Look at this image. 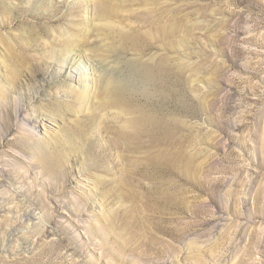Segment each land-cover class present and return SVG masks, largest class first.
Here are the masks:
<instances>
[{
  "label": "rangeland",
  "instance_id": "rangeland-1",
  "mask_svg": "<svg viewBox=\"0 0 264 264\" xmlns=\"http://www.w3.org/2000/svg\"><path fill=\"white\" fill-rule=\"evenodd\" d=\"M0 264H264V0H0Z\"/></svg>",
  "mask_w": 264,
  "mask_h": 264
},
{
  "label": "bare ground",
  "instance_id": "bare-ground-1",
  "mask_svg": "<svg viewBox=\"0 0 264 264\" xmlns=\"http://www.w3.org/2000/svg\"><path fill=\"white\" fill-rule=\"evenodd\" d=\"M107 9L104 7L102 8V11L105 12V10L107 11ZM71 43H72L71 41L67 42L66 45L68 46ZM139 73L142 76V78L152 86L154 90L153 95L155 94L157 97H159L161 95L160 89L163 83L162 81L163 78L161 76L160 69H155V68L141 69ZM95 86H94L95 87L94 92L95 93L96 91L100 92L101 91L100 84L96 83ZM106 88L107 91L106 89L104 90L105 91L104 93L106 94L101 92L103 95H105L104 96L105 100L101 101L102 107L106 109L117 108L123 113L128 112L131 107L132 98H134L136 94L135 90H133L132 85L131 86L117 85L115 87L108 86ZM90 89H91L90 87L83 89L84 91L81 92L82 94L80 99H85V101H87L88 99L87 92L90 91ZM167 122L168 123H166L163 119H161L158 116L157 112H154V114L150 115L146 113V111L141 110L140 113L138 112L137 116H135L133 119L128 121V128H118L115 129L114 131L115 134L118 136V138L122 140L121 142H123V144L126 145V147H128L129 149L136 148L137 145L143 144L145 140H147L149 143H152L154 148L155 147L158 148L159 143H161L160 134L162 132V129L165 127L166 130L168 129H170L171 131L173 130V124L170 123L169 121ZM129 130H132V132H130Z\"/></svg>",
  "mask_w": 264,
  "mask_h": 264
}]
</instances>
